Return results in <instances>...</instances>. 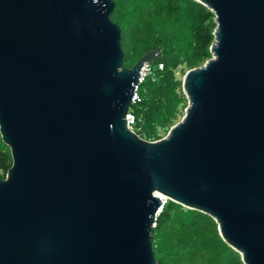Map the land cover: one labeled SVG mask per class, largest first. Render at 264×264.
Wrapping results in <instances>:
<instances>
[{"label":"water","instance_id":"obj_1","mask_svg":"<svg viewBox=\"0 0 264 264\" xmlns=\"http://www.w3.org/2000/svg\"><path fill=\"white\" fill-rule=\"evenodd\" d=\"M212 56L186 71L184 114L158 140L128 127L140 71L124 65L114 0H0V264H160L165 199L211 215L264 264V0H197Z\"/></svg>","mask_w":264,"mask_h":264},{"label":"trees","instance_id":"obj_2","mask_svg":"<svg viewBox=\"0 0 264 264\" xmlns=\"http://www.w3.org/2000/svg\"><path fill=\"white\" fill-rule=\"evenodd\" d=\"M114 2L110 16L121 26L124 65L131 67L149 50H160L151 61L154 75L139 84L141 100L131 105L140 136L158 140L188 104L177 69L181 66L186 73L212 56L215 14L197 0ZM12 161L10 147L0 133V178L6 176ZM152 243L160 264H245L211 215L171 199L156 217Z\"/></svg>","mask_w":264,"mask_h":264},{"label":"built area","instance_id":"obj_3","mask_svg":"<svg viewBox=\"0 0 264 264\" xmlns=\"http://www.w3.org/2000/svg\"><path fill=\"white\" fill-rule=\"evenodd\" d=\"M163 64H159V68H162ZM148 75H154V69L152 67L151 62H145L141 68L140 71V77H139V83L135 89V93L133 96V103L138 102L141 100V96L138 92V87L139 84L144 80V78ZM132 103V104H133ZM126 120H127V124L128 127L133 130L134 132H136L137 134H139L137 131L139 130L138 127H136V116L135 113L132 111L131 107L126 115ZM140 135V134H139ZM167 200V199H165Z\"/></svg>","mask_w":264,"mask_h":264},{"label":"rangeland","instance_id":"obj_4","mask_svg":"<svg viewBox=\"0 0 264 264\" xmlns=\"http://www.w3.org/2000/svg\"><path fill=\"white\" fill-rule=\"evenodd\" d=\"M176 74H177V76H178L179 78H182V79L184 78V74H185V72L182 70V67H181V66L177 69V73H176ZM184 111H185V110H184ZM183 114H184V113H183ZM183 114L180 115V117H179L178 120H180V119L182 118ZM178 120H177V121H178ZM166 134H167V133H163V137L166 136Z\"/></svg>","mask_w":264,"mask_h":264}]
</instances>
